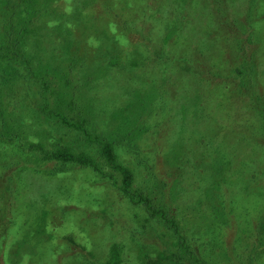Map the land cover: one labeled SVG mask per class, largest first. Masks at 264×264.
Here are the masks:
<instances>
[{"label": "trees", "instance_id": "1", "mask_svg": "<svg viewBox=\"0 0 264 264\" xmlns=\"http://www.w3.org/2000/svg\"><path fill=\"white\" fill-rule=\"evenodd\" d=\"M57 1L50 0L45 8L40 0H0V165L2 161L13 165L10 183L27 170L68 179L79 169L78 175L92 169L93 188L91 180L84 181L78 175L72 178V187L74 192L90 188L88 192L102 194L96 198V205L83 199L85 211L93 208L92 225L87 222L101 229L102 235L99 243L94 241L92 245L86 240L83 245L71 235L52 232L63 218L72 222L70 212L65 215L77 209L81 197L71 198L66 194L68 189L47 198L41 194L37 200L42 197L44 203L30 205L40 223L30 220L28 229L33 230L29 234L15 235L11 223L7 226L5 208H0V260L9 264L7 250L16 248L18 254L30 249L28 246L44 245L39 257L55 256L60 251L64 264H264V148H255L264 145V0H213V11L221 10L226 3L227 10L236 15L215 18L229 29L224 31L217 22L196 27L193 34L187 0H177L176 4L174 0L171 10L158 9L156 0H144L146 5L134 10L136 18L130 13H117L109 22L125 48L122 54L117 47L108 55L103 52L102 35L93 32L96 24L89 25V19L79 22L87 6L94 4L92 0H62L66 1L63 7ZM194 1L199 3L197 12H201V0ZM119 3L121 8L133 11L130 2L124 5L127 0H106L101 6L110 9L109 4L118 7ZM69 10H77V16L69 17ZM43 16H47L44 27L61 28L48 54L49 63L53 60L59 66L48 64L46 71L44 59L38 60L41 55L34 53L35 45L24 39L29 26ZM134 20L143 32V39L137 40L145 50L142 61L129 58L135 44L129 33H121L134 27ZM169 28L178 40L182 35L196 40L186 47V55L196 64L194 68L199 65L204 72L201 76L197 73L195 80L185 79V90L172 98H167L171 91L157 82L158 74L169 73L167 62L178 50L176 44L169 43ZM214 35L215 40L206 39ZM223 35L227 37V50H217L214 43ZM111 56L130 59L133 77L143 73L145 77L133 80L122 103L117 102V93L110 97V105L119 108L109 115L95 93L99 88L102 91L95 73L86 76L90 86L83 85L82 77L75 74L83 71L86 62L91 69L107 65L108 72L117 68L110 66ZM95 59L99 62L93 64ZM141 64L144 71L139 73L135 68ZM63 71L67 75L65 87ZM204 74L216 80L218 90ZM15 77L24 83L20 93L7 89L13 87ZM29 83L38 86L34 114L26 103L29 95L25 85ZM92 104L98 109L94 111ZM152 116L155 121H150ZM114 122H119L116 129L124 132L122 137L116 138L117 131H110ZM151 128L162 136L157 150V141L145 149L146 161L153 166L130 163L129 159L136 160L130 140ZM130 136L126 144L123 138ZM133 147L138 151L135 144ZM159 156L171 170L162 175V185L146 181L157 175L155 160ZM186 175L187 187L181 185ZM168 177L174 178L173 186ZM0 182L4 183L1 172ZM62 183L68 188L69 182ZM0 186L3 191L10 190ZM161 189L164 198L159 195ZM52 239L57 240L55 244ZM199 241L206 252L199 251ZM72 243L82 252L63 250ZM97 256L104 259L96 261ZM28 257L31 253L23 255L24 259Z\"/></svg>", "mask_w": 264, "mask_h": 264}, {"label": "rangeland", "instance_id": "2", "mask_svg": "<svg viewBox=\"0 0 264 264\" xmlns=\"http://www.w3.org/2000/svg\"><path fill=\"white\" fill-rule=\"evenodd\" d=\"M41 3L44 5V7H48L50 5V0H40ZM72 2H81L82 0H67ZM106 0H92V2L94 4H89L86 8V10L84 11V13H82V16L80 19H83L79 22H84V20L89 19L88 24L89 25H93V23H95L94 25L97 26L96 28L93 27V32L95 33H99L100 35H102V44H103V52L110 54L112 53L115 49H117V47H119V54H122L125 48V45L123 44L122 40H120L119 38H117V36L115 35L114 32V27L109 23L112 18L117 14V13H121V14H131V17L134 19L136 18V11H134L135 9L140 10L141 8H143L146 3H143L144 0H137L136 3H134L132 0H127V3H124V5L128 4L129 2L133 5V11L132 10H127L125 8H121V3H119L118 7L113 6L112 4L110 5V9H106L104 7H102V3H105ZM173 1L174 0H156V4H157V8H165V9H169L171 10V8L173 7ZM212 1L213 0H201V3L203 4V10L201 12H197V6L199 5V3L195 2L194 0H187V5H188V13L190 15V24H189V29L191 28L192 31L191 33L193 34L194 30L196 27L200 28V27H206L209 25H216V23L218 21L215 20V18L218 17H223L226 18L229 16V14L231 15H235L234 12L229 11V9L227 10L226 8V3L223 4L224 7L219 10V11H213L212 10ZM177 0L174 1V3L176 4ZM66 1L63 2L62 0H58L56 2V4L60 5L61 7H63V5H65ZM177 4H181V3H177ZM117 6V5H116ZM60 10H62L59 7ZM77 10H69L68 16H72L76 17L74 12H76ZM77 13V12H76ZM191 13V14H190ZM194 13V15L197 16H193L192 14ZM33 17L38 18L39 15H35V14H31ZM87 16H90V18H87ZM236 16V15H235ZM94 17V18H93ZM192 17V18H191ZM120 18V17H118ZM49 20V19H48ZM170 20V19H169ZM115 21H118L117 18L115 19ZM47 22V16H43L41 17V20L36 23L35 25H30L29 27V33L24 37V39L26 40L27 43H31L35 45V50L34 53L36 55H41L39 57L38 60H42L44 59L45 61V65H44V70L46 71L48 64H54L55 66H59V63L51 60L50 62V58H49V53L51 51V48L53 46V44L55 43V41L57 40V36L58 34L61 32V28L60 27H52V28H46L44 26L46 25ZM75 23V22H74ZM134 27L130 26L129 31L128 29L125 30H121V33L125 34L127 32V34H130V38L132 40V42L135 44L132 46V51H131V55L129 58L132 57L133 60H140L142 61L143 56H145V50L143 48H141L140 44L137 43V40H142L143 39V32L141 31V27L139 25H137V22L134 20ZM224 31H227L229 28L228 26H226L224 23L222 22H218ZM170 24V22H169ZM137 25V26H135ZM122 26V23L121 25ZM89 30H91V27H88ZM140 29V30H139ZM139 30V32H137ZM171 28H169L168 30V36H169V43L171 44H176L178 46V50L175 52V58L172 59L171 61L167 62L168 67L170 68L169 73L166 75V72H162L160 74L157 75V82L160 86L165 85L166 88H168V90H170L171 92H169L168 97L167 98H172V96L175 95V93L179 92L182 93V90H185L186 88V84L184 83L185 79L190 80H195L196 79V74L198 73L199 76L202 75V73H204L201 68L199 67V65H197L196 68L195 67V63H193V61L191 60V62L189 61V58L187 57L186 53L189 49H186V47H190L193 45L194 42H196L195 39L189 38L188 36H184L182 35L178 40V38H175L172 36L171 34ZM97 31V32H96ZM72 36V35H70ZM215 40V35L212 37H207L206 39H211ZM178 41L180 42L181 46L178 44ZM227 37L226 35H223V37L221 38V40L219 42H215V49L217 50H227ZM182 48L185 49V52L182 51ZM100 49V46L98 48V51ZM114 49V50H113ZM97 51V52H98ZM59 52V49H57L56 54ZM89 52L93 53L94 51H92L91 49H89ZM45 53V55L42 56V54ZM112 57V64L110 66H117V68H110L109 71L107 72V68L109 66L104 65L102 66L103 68H97V69H91L90 68V62H86V65L83 69V71H78L77 74L75 75H80V77H82V83L83 85H91L90 81H88L86 79V76L88 74H92L95 73L97 82L101 85V92H100V88L98 90V92H95L98 94L99 97V101H100V105L102 106V108H104L108 114L112 113L113 111H116L119 107L116 106H111L110 105V97H114L115 94L117 93V102L118 103H122L125 98L124 95H126L127 93H129L133 87V80L136 77H141L144 79L145 74H141V75H137L134 76L135 74L134 71H132L130 69V65L132 64V62H130V59H126L125 61L123 59H120L119 56H111ZM110 61V60H109ZM99 59H95L92 63H98ZM121 62V63H120ZM216 63V62H215ZM120 64V65H119ZM210 64V61L209 63ZM7 65V64H5ZM17 67H19V64H16ZM119 65V66H118ZM138 67V64L135 66ZM142 67V64L139 68H135L136 70L139 71V73L143 72L144 70H141L140 68ZM196 69V70H194ZM86 71V72H85ZM204 78H207L209 80L210 83H215L214 86H220L216 80L212 81L211 80V75L209 74H204ZM67 77V75L64 73H62V85L63 87L66 86V82L64 81L65 78ZM133 77V78H132ZM214 78V76H213ZM13 87L11 88H7V89H11L16 91L17 93H20L22 90V82L19 81L18 77H15V80L13 79ZM151 84V83H150ZM212 84V85H213ZM137 85V84H136ZM149 85V82H148ZM28 87V95L29 97L26 99V103L29 104V112L31 114H34V108L37 105L38 99H37V93H38V86L37 84H34V86L29 83V85H25ZM215 86V89H217V87ZM3 87V86H2ZM2 87H0V93L2 92ZM6 90V89H5ZM218 90V89H217ZM87 92L91 93L90 90H88ZM217 92V91H215ZM7 93L10 94V91L7 90ZM19 95H17L16 100H19L20 98L18 97ZM15 100V98H14ZM94 102V101H93ZM95 103V102H94ZM103 103V104H102ZM96 104V103H95ZM92 104L93 110L95 111L96 109H98V107L96 108V105ZM107 104L106 107H104L103 105ZM251 106V105H250ZM134 108L131 109V111H133ZM245 110H249V108L247 106H245ZM110 115V114H109ZM160 116V115H159ZM159 116L158 119H159ZM139 117H141V115H139ZM156 118L155 116L150 117V121H155ZM119 124V122H114L113 124H111V128L109 127L110 131H117L116 127ZM139 124V122H138ZM142 126V125H140ZM156 129V128H155ZM152 128L147 131V132H143L142 134L138 135V136H134L131 139V136L129 139L123 138L126 142V144L128 143V141L130 140V147H131V152H135L134 156L136 158L135 159H129L131 160L130 163L135 164L136 162H145L147 165H152L153 163H149L148 161H146V157H145V149L147 148V144L149 143H154V141H157V143L155 144V150L158 149V147L160 146V143H162L161 139V132L159 133L158 130H155ZM155 130V132H153ZM122 130L117 131L118 135L116 136V138L122 137V134L124 132L121 133ZM148 135V136H147ZM112 136H114V134H112ZM147 136V137H146ZM175 137H177V135H175ZM136 145V147L138 148V151L135 150V148L133 147V145ZM146 146V147H145ZM264 148V145L261 143L258 145V147L255 148ZM128 160V161H129ZM155 165L159 168H157V175L155 177H149L146 179V181L148 183L151 184H157V185H162V175H164L166 172H171L170 167L167 166L166 164H163L161 157H157L155 160ZM5 167L9 168L7 171L4 169ZM13 165L9 164L5 161H2L1 165H0V172L1 174H3V182H0V185H5V187H9L10 190L8 192L3 191L2 187L0 186V208H5V212H6V219L8 220L9 223H7V226L9 227L10 223L11 226L10 228L13 229V232L15 235L17 234H29L33 229H28V224L30 222V220L32 221H37L38 223H40V217H38L37 212L31 208V204L33 202L36 201H40L41 203L43 202V199L41 197L40 200H37L41 194H45V198H47L49 195H59L61 190H65L68 189L70 192H66V194H69L71 196V198L74 196H79L80 201L78 204V207H76L77 209H71L68 210V212L66 213L65 217L69 214H71V216L73 217L72 222L69 221L67 218H63V220L59 223V227L54 229L52 232L58 230L59 234L64 233L63 235H71L70 238H72L73 240H75L78 243H81L83 245L86 244V240L93 245V242L96 241L99 243V238L101 237V233L102 230L101 229H95L94 227L90 226L89 223L92 225V216L90 215V212L93 210H87L85 211L84 209V205H83V199H90L93 200L92 202H90V205H96L98 204L96 201V198H98L100 195L99 192H97V194H94L93 190H91L90 192H88V190L93 186L94 184V173L89 169V170H85V172H81V175H78V173L81 171L80 169L78 171H75L74 174H72L70 177H68V179H64V178H57L58 176L56 175L55 177L53 176H49L47 173H43L41 171L40 174H37L35 172H30V170L25 171L21 174V176H19L18 180H15L14 183H10L9 179L11 177H13V173L11 172ZM161 168V169H160ZM4 172L7 173V176L4 174ZM30 173L29 177H27V173ZM32 175V176H31ZM76 175L80 176L84 181L86 180H91V184L90 188H87V190H85L84 188H80L78 189L79 191L74 192L73 187H72V178L75 177ZM175 176V175H174ZM10 177V178H8ZM30 178V180L28 179ZM170 179V185L173 186V177H168ZM184 181L182 182V186L187 187L189 182L188 181V177L187 175L184 177ZM67 181L69 182L68 184V188H65V185H63L62 182ZM175 181V180H174ZM176 184V183H174ZM27 187H26V186ZM101 188L103 187L100 184ZM99 186V187H100ZM26 187V188H25ZM60 188H64V189H60ZM93 188V187H92ZM191 191H194L193 189H190ZM165 191L167 192V189L165 188ZM20 192H22L20 194ZM161 197L164 198V193L162 191V189L160 190V194ZM116 200L117 198L114 197ZM95 200V202H94ZM7 202V204H5ZM46 204V203H45ZM42 204V205H45ZM48 206V204H47ZM43 207V206H42ZM49 207V206H48ZM50 208V207H49ZM73 210V211H72ZM72 211V212H71ZM73 214V215H72ZM81 215V216H80ZM1 217V216H0ZM66 219V220H65ZM68 220V221H67ZM89 223H88V222ZM99 223V222H98ZM17 224V225H14ZM82 228V229H81ZM26 229V230H25ZM42 231V229H41ZM39 232L37 229H35V233ZM205 235H201V237H203ZM61 238V236H60ZM119 239H124V237L119 236ZM53 240V239H52ZM56 239L53 240L54 244L56 243ZM164 240H161V243ZM161 243H159L158 245H160ZM3 245H5V243H2ZM30 245H32L31 243H29ZM77 244L72 243L70 246H66L65 248H63L64 251H66L67 253L74 251V253H80L82 252V250L77 247ZM162 246V245H161ZM196 246L198 247L200 252H206L207 249L203 250L201 248L202 244L199 241L198 243H196ZM30 249H22L20 251V253H16L15 254V249H12L13 252H11L10 250H7V262L9 264H64L63 259H61V252H57V254L51 255V254H45V255H41L44 256V258L39 257V250H43L44 249V245L41 246H28ZM62 250V251H63ZM32 255V257L29 259V257L27 259L23 258V255L26 254H30ZM52 253V252H51ZM0 258H1V252H0ZM14 258V259H12ZM104 257L102 256H97L95 257V260H103ZM1 264H5L4 262H6L5 260H3V262L0 260ZM134 262V261H133ZM135 264V263H134Z\"/></svg>", "mask_w": 264, "mask_h": 264}]
</instances>
